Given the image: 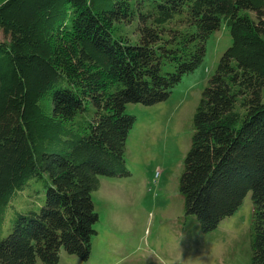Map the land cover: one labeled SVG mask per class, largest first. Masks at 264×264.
<instances>
[{"label":"trees","instance_id":"obj_1","mask_svg":"<svg viewBox=\"0 0 264 264\" xmlns=\"http://www.w3.org/2000/svg\"><path fill=\"white\" fill-rule=\"evenodd\" d=\"M223 23L180 193L208 233L252 192L264 264V0H0V264L90 259L100 177L128 174V104L167 100Z\"/></svg>","mask_w":264,"mask_h":264},{"label":"rangeland","instance_id":"obj_2","mask_svg":"<svg viewBox=\"0 0 264 264\" xmlns=\"http://www.w3.org/2000/svg\"><path fill=\"white\" fill-rule=\"evenodd\" d=\"M248 14L255 19V13ZM231 44L223 23L208 40L201 66L167 100L128 104L127 112L137 118L126 146L128 174L100 177L93 193L99 221L90 259L63 249L58 264H252V192L233 216L208 233L186 213L180 193L197 107Z\"/></svg>","mask_w":264,"mask_h":264}]
</instances>
